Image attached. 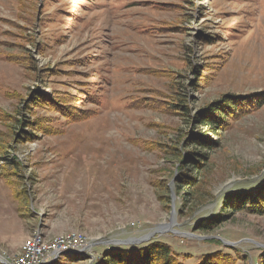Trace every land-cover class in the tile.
Returning <instances> with one entry per match:
<instances>
[{"label":"rangeland","instance_id":"374dc122","mask_svg":"<svg viewBox=\"0 0 264 264\" xmlns=\"http://www.w3.org/2000/svg\"><path fill=\"white\" fill-rule=\"evenodd\" d=\"M234 102L256 106L223 131L200 124ZM262 181L264 0H0V264L33 238L86 237L71 264H91L150 234L179 260L229 247L255 264L263 216L192 228Z\"/></svg>","mask_w":264,"mask_h":264},{"label":"trees","instance_id":"16d2710c","mask_svg":"<svg viewBox=\"0 0 264 264\" xmlns=\"http://www.w3.org/2000/svg\"><path fill=\"white\" fill-rule=\"evenodd\" d=\"M248 100H250V98ZM39 102L40 101H37L38 104H41ZM234 104L237 105L232 106L230 104H226L223 109L220 108L218 110L207 111L204 116L201 114L203 120L200 124L215 133L217 130L223 131L229 127L230 119H234L238 115L248 113L256 106L254 105L255 103H251V107L249 109L248 106L250 105L248 102H234ZM60 105L61 101H58L55 108ZM244 106L247 107L245 108ZM205 138V136L202 137L196 134L192 140L195 146L200 148H209V150H212L217 146L216 143L208 141V139L206 140ZM196 154L190 153V156H188L187 159V165L182 167L183 169L190 167V164L188 163L192 164L191 167L192 169H195L194 171H198V169H200L199 160H195V156H199L202 160L206 159L204 155ZM195 177L196 175L183 174L181 178H178L177 180L182 187L188 190L197 185ZM187 195L189 194L187 193ZM188 203L193 206L195 203H198V200L192 202L185 200L182 206L186 207ZM237 212H247L264 217V181L260 182L253 188L241 187L236 188L233 191H229L226 195H224L220 209H218L215 215L201 218L195 223L192 231L202 233L203 235L211 234L214 229L222 225V223L226 222ZM206 241L218 248L224 247L220 240L209 239ZM226 249H230L231 253L235 251L234 248L226 247ZM231 253L224 252L220 249L204 253L199 258L192 260H179L177 254L172 250V247L169 244L153 240L145 244L133 245L131 247L125 246L105 249L91 264H188L189 262H192V264H237V259L233 257ZM83 254L87 253L84 252L74 256H67L70 257V261H68L67 264L80 262L83 260L81 257ZM57 261L58 259L55 260V262ZM255 264H264V249H260V254L257 257Z\"/></svg>","mask_w":264,"mask_h":264},{"label":"built area","instance_id":"2783aa9c","mask_svg":"<svg viewBox=\"0 0 264 264\" xmlns=\"http://www.w3.org/2000/svg\"><path fill=\"white\" fill-rule=\"evenodd\" d=\"M87 245L85 241L78 240H65L63 244L55 245L54 248L49 251H41V249L35 246L30 247V251L22 255V258L14 261H5L9 264H40L42 261L51 260V254L56 251H75V252H86ZM2 258V257H1Z\"/></svg>","mask_w":264,"mask_h":264},{"label":"bare ground","instance_id":"6f19581e","mask_svg":"<svg viewBox=\"0 0 264 264\" xmlns=\"http://www.w3.org/2000/svg\"><path fill=\"white\" fill-rule=\"evenodd\" d=\"M85 238L84 237H78L76 235H68L66 237H62L60 240H57V239L55 240L54 239L55 241H51V242L50 241H42L39 238H33V239H31V241H29V242L27 241L26 245H24L23 248H22L21 254L15 260H18V259L22 258L23 254L28 253L30 251V247L31 246H35L36 245V248L41 249V251H49V249L54 248L55 245L63 244V241H65V240H78V241H85V243H86V239ZM81 253H83V252L56 251V252H53V254H51V260H49V262L44 263L45 261H42V262H40V264H49V263L53 262L54 260H57L62 255H64V256H74V255H78V254H81ZM12 261H14V260H12ZM5 264H9V263L5 262Z\"/></svg>","mask_w":264,"mask_h":264},{"label":"water","instance_id":"95a60500","mask_svg":"<svg viewBox=\"0 0 264 264\" xmlns=\"http://www.w3.org/2000/svg\"><path fill=\"white\" fill-rule=\"evenodd\" d=\"M172 222H173V219H171V223ZM169 228H170V225L166 229H169ZM165 231H168V230H165ZM159 233H162V231H160ZM152 235L153 234H150V235H148V237H146L144 239H131V240H127V241H110L107 244H110V245L111 244H118V245H138V244L145 243V242L149 241V239H150V237ZM54 262H55V260L53 262H51V263H54ZM51 263H49V264H51Z\"/></svg>","mask_w":264,"mask_h":264}]
</instances>
